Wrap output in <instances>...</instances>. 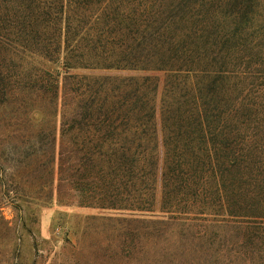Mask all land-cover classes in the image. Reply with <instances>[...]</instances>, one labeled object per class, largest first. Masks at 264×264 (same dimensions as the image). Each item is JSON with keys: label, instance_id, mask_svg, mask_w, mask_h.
I'll return each mask as SVG.
<instances>
[{"label": "trees", "instance_id": "1", "mask_svg": "<svg viewBox=\"0 0 264 264\" xmlns=\"http://www.w3.org/2000/svg\"><path fill=\"white\" fill-rule=\"evenodd\" d=\"M33 105L56 126L0 150L6 198L223 216L264 252V0H0V122Z\"/></svg>", "mask_w": 264, "mask_h": 264}, {"label": "rangeland", "instance_id": "2", "mask_svg": "<svg viewBox=\"0 0 264 264\" xmlns=\"http://www.w3.org/2000/svg\"><path fill=\"white\" fill-rule=\"evenodd\" d=\"M20 63L25 69L56 70L37 57H24ZM28 120L27 128L0 122V150L17 141L19 146L22 137L57 122L36 105L30 107ZM2 171L0 167V178ZM14 180L15 199L0 193V264H202L206 257L208 264H250L249 259H264V252L253 256L243 247L238 226L223 216L207 215L203 221L191 213L173 220L123 222L113 211L59 205L55 196L51 203L42 202L20 175L14 174Z\"/></svg>", "mask_w": 264, "mask_h": 264}]
</instances>
